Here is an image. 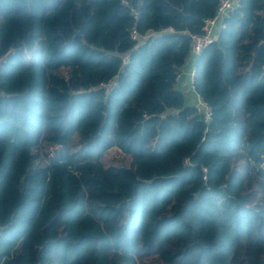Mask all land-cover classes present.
I'll return each mask as SVG.
<instances>
[{"label":"trees","instance_id":"1","mask_svg":"<svg viewBox=\"0 0 264 264\" xmlns=\"http://www.w3.org/2000/svg\"><path fill=\"white\" fill-rule=\"evenodd\" d=\"M219 2L0 0V264H264V0L177 88Z\"/></svg>","mask_w":264,"mask_h":264},{"label":"built area","instance_id":"2","mask_svg":"<svg viewBox=\"0 0 264 264\" xmlns=\"http://www.w3.org/2000/svg\"><path fill=\"white\" fill-rule=\"evenodd\" d=\"M239 2L240 0H220L216 14L213 17L204 20L203 33L189 34L190 54L192 53L198 56L204 48L208 47L214 40H216L219 30L225 27L224 19L228 17L230 12H232L239 5ZM155 35L156 33L152 30H149L144 35H140L136 29L131 31L132 38L138 40L139 42H143L148 38L154 37ZM194 74L195 70L193 71L191 77V85L193 89ZM197 107L200 111L204 112L205 118L207 119L210 114V109L207 104L200 100V103Z\"/></svg>","mask_w":264,"mask_h":264},{"label":"crops","instance_id":"3","mask_svg":"<svg viewBox=\"0 0 264 264\" xmlns=\"http://www.w3.org/2000/svg\"><path fill=\"white\" fill-rule=\"evenodd\" d=\"M196 59L197 55L192 53L189 55L187 61L181 68V72L179 73L177 88L183 92L188 104L198 106L201 98L191 85L192 73L196 68Z\"/></svg>","mask_w":264,"mask_h":264},{"label":"rangeland","instance_id":"4","mask_svg":"<svg viewBox=\"0 0 264 264\" xmlns=\"http://www.w3.org/2000/svg\"><path fill=\"white\" fill-rule=\"evenodd\" d=\"M131 157L118 148H112L103 157L104 164H117L121 161H130Z\"/></svg>","mask_w":264,"mask_h":264},{"label":"water","instance_id":"5","mask_svg":"<svg viewBox=\"0 0 264 264\" xmlns=\"http://www.w3.org/2000/svg\"><path fill=\"white\" fill-rule=\"evenodd\" d=\"M78 36H80V34L78 33Z\"/></svg>","mask_w":264,"mask_h":264}]
</instances>
